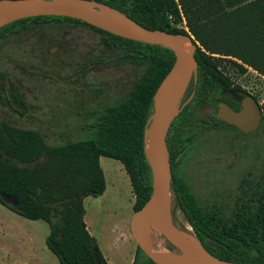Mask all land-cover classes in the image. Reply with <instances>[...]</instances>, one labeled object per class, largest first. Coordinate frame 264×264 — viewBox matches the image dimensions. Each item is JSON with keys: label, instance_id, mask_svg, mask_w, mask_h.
<instances>
[{"label": "trees", "instance_id": "1", "mask_svg": "<svg viewBox=\"0 0 264 264\" xmlns=\"http://www.w3.org/2000/svg\"><path fill=\"white\" fill-rule=\"evenodd\" d=\"M93 1L122 11L148 29L174 34H188L178 27L183 14L189 33L200 45L195 53L198 81L191 83L195 97L176 117L167 137L172 190L196 237L212 255L239 264H264V174L259 185L253 181L252 186L239 189L238 200L227 216L220 208L202 206L178 172V159L194 139L188 129L194 125L192 108L198 103L212 104L219 92L231 88L220 65L229 61L244 72L246 65L264 76V0ZM71 22L102 35L108 49L104 56L115 52L118 61L127 60L143 70L125 99L90 113L92 120L82 127L86 134L82 139L51 145L40 130L0 121V203L26 219L49 225L47 247L59 264H108L88 231L84 200L102 196L106 190L101 157L123 164L136 195L135 211L149 200L152 176L144 150L145 131L155 92L173 67L175 55L163 46L128 40L59 16L10 23L0 28V41L33 24ZM138 251L144 254L139 247Z\"/></svg>", "mask_w": 264, "mask_h": 264}, {"label": "rangeland", "instance_id": "2", "mask_svg": "<svg viewBox=\"0 0 264 264\" xmlns=\"http://www.w3.org/2000/svg\"><path fill=\"white\" fill-rule=\"evenodd\" d=\"M181 18L178 27L194 38L183 14ZM106 49L98 31L79 23H37L0 41V121L40 130L51 145L82 139L86 135L82 127L92 120L90 113L125 99L143 70L127 60L118 61L117 54L104 56ZM243 66L245 72L229 61L220 65L235 90L250 92L257 99L264 117V76ZM191 89L190 85L184 100ZM212 114L211 107H199L194 121L199 126L208 125ZM197 130L201 133L202 129ZM203 131L178 159V172L202 206L229 213L241 182L255 164L264 174V128L254 135ZM100 166L106 190L102 196L84 200L90 235L112 264H130L134 253L135 264H151L139 253L132 234L136 195L123 164L101 157ZM172 196L174 222L186 230L190 226L173 190ZM6 200L14 206L12 199ZM49 233L45 221L26 219L0 203V264L23 260L27 264H59L47 247ZM148 240L150 247L165 252L163 255L179 252L156 232L149 233Z\"/></svg>", "mask_w": 264, "mask_h": 264}, {"label": "water", "instance_id": "3", "mask_svg": "<svg viewBox=\"0 0 264 264\" xmlns=\"http://www.w3.org/2000/svg\"><path fill=\"white\" fill-rule=\"evenodd\" d=\"M43 16L73 18L128 40L163 46L174 53L173 67L155 92L154 108L145 131L144 150L151 170L152 193L133 215L132 234L140 250L155 264H239L212 255L193 232L180 229L173 219V173L167 137L192 79L197 82L198 44L194 38L189 34L148 29L122 11L93 0H0V28ZM215 105L221 120L244 132L258 126L260 110L252 97L246 98L240 112L222 102ZM152 231L162 235L178 254L154 251L148 240Z\"/></svg>", "mask_w": 264, "mask_h": 264}, {"label": "flooded vegetation", "instance_id": "4", "mask_svg": "<svg viewBox=\"0 0 264 264\" xmlns=\"http://www.w3.org/2000/svg\"><path fill=\"white\" fill-rule=\"evenodd\" d=\"M82 22V21H81ZM71 23H79L81 24L80 22H71ZM25 31V30H24ZM23 31V32H24ZM96 31V30H95ZM22 33V32H21ZM17 34H20V33H14V34H10L7 38H5L4 40L12 37V36H15ZM108 50V49H107ZM113 54H116L115 52H113ZM194 81V84H196L197 82H195L194 78L192 79L191 83ZM197 81H198V78H197ZM190 83V85H191ZM190 87V86H189ZM189 89V88H188ZM188 91V90H187ZM187 93V92H186ZM195 89L193 88V90L191 91L189 97L184 100H182V105H181V112L180 114L183 112V110L185 109V107L193 100V98L195 97ZM186 95V94H185ZM252 94L250 92H245V91H239V90H235L233 88V86H231V88H227V89H224L222 90L221 92H219L216 96V99L215 97L211 98V99H215L213 100L212 104L210 103H198L196 104L193 108H192V121L194 123L193 126H190L188 129H194L195 131H193V134H194V139H193V143L195 140H198L199 139V136L200 134L203 132V129H206V130H214V131H220V132H237V133H241L243 135H254V134H257L259 130H261L263 128V124H264V117H263V112H262V108L259 104V102L257 101V99L253 96H251ZM248 97H252L256 104L258 105L259 107V110H260V120H259V123H258V126L253 130V131H248V132H244L242 130H240L239 128L233 126V125H230L228 123H226L225 121L221 120L219 118V112L216 108V105L215 103L216 102H222L226 105H228L229 107H231L234 111L236 112H240L242 109H243V103L244 101L246 100V98ZM224 99L221 100V99ZM203 106H209L213 109V114L212 116L209 118V124L208 125H205V126H199L198 123H196L194 121V116H195V112L197 111V109L199 107H203ZM197 129H202L201 130V133L198 132ZM192 143V144H193ZM237 156H235L236 158ZM263 178V174H262V171L261 170H258V167H257V164H255V167L249 172V174L247 175L246 178L243 179V181L241 182V185L240 187L238 188V191L239 189L243 186V187H247V186H252V182L254 181L257 185H259L261 183V180ZM246 181V182H244ZM237 191V193H238ZM238 198L236 196L235 198V201H234V205L235 203L237 202ZM221 209V208H220ZM223 214H219V216H222ZM229 214H227V216H229ZM189 224V223H188ZM190 226V225H189ZM186 231H192L193 234L194 233V230L192 229V227L190 226L189 228L186 229Z\"/></svg>", "mask_w": 264, "mask_h": 264}, {"label": "crops", "instance_id": "5", "mask_svg": "<svg viewBox=\"0 0 264 264\" xmlns=\"http://www.w3.org/2000/svg\"><path fill=\"white\" fill-rule=\"evenodd\" d=\"M87 227H88V225H87ZM29 254L33 255L32 250H29ZM102 255L105 257V259L107 260L108 264H112L111 260L107 256H105L103 253H102ZM135 260H136V253H134V255H132L131 260H130V264H134ZM1 262H5L6 263V259L2 258ZM17 264H27V261L23 260V261L17 262Z\"/></svg>", "mask_w": 264, "mask_h": 264}, {"label": "bare ground", "instance_id": "6", "mask_svg": "<svg viewBox=\"0 0 264 264\" xmlns=\"http://www.w3.org/2000/svg\"><path fill=\"white\" fill-rule=\"evenodd\" d=\"M160 253H161V252H160ZM162 253H165V252L162 251Z\"/></svg>", "mask_w": 264, "mask_h": 264}]
</instances>
